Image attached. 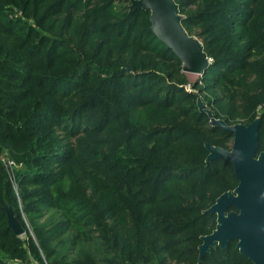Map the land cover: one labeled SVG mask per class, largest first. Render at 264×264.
Wrapping results in <instances>:
<instances>
[{
	"label": "trees",
	"instance_id": "obj_1",
	"mask_svg": "<svg viewBox=\"0 0 264 264\" xmlns=\"http://www.w3.org/2000/svg\"><path fill=\"white\" fill-rule=\"evenodd\" d=\"M175 2L211 59L195 81L132 0H0V264H254L235 239L199 260L239 180L206 161L233 134L198 96L260 116L264 149V0Z\"/></svg>",
	"mask_w": 264,
	"mask_h": 264
},
{
	"label": "water",
	"instance_id": "obj_2",
	"mask_svg": "<svg viewBox=\"0 0 264 264\" xmlns=\"http://www.w3.org/2000/svg\"><path fill=\"white\" fill-rule=\"evenodd\" d=\"M137 8L150 12L151 29L181 58L185 72L204 73L211 59L204 50L201 38L191 35L184 27L183 15L175 0H132L131 12ZM198 106L209 114L213 123L233 134L229 148L206 142L209 150L207 163L217 157H226L233 163L239 180L234 189L222 193L204 210L216 213L217 223L211 233L201 236L199 260L212 247L227 248L230 240L235 239L236 247L242 254L254 264H264V149L258 150L261 117L257 116L248 124H228L215 117L200 95ZM5 209L9 224L18 235H23L25 229L16 218L13 207L7 204Z\"/></svg>",
	"mask_w": 264,
	"mask_h": 264
},
{
	"label": "rangeland",
	"instance_id": "obj_3",
	"mask_svg": "<svg viewBox=\"0 0 264 264\" xmlns=\"http://www.w3.org/2000/svg\"><path fill=\"white\" fill-rule=\"evenodd\" d=\"M188 74H189V78H190L192 81L197 80V79L201 76L199 73H190V72H188ZM231 144H232V142H231Z\"/></svg>",
	"mask_w": 264,
	"mask_h": 264
},
{
	"label": "built area",
	"instance_id": "obj_4",
	"mask_svg": "<svg viewBox=\"0 0 264 264\" xmlns=\"http://www.w3.org/2000/svg\"><path fill=\"white\" fill-rule=\"evenodd\" d=\"M12 163V162H11ZM13 176V175H12ZM37 264V263H36Z\"/></svg>",
	"mask_w": 264,
	"mask_h": 264
}]
</instances>
